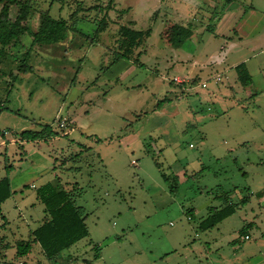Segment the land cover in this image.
I'll use <instances>...</instances> for the list:
<instances>
[{"label":"rangeland","instance_id":"rangeland-1","mask_svg":"<svg viewBox=\"0 0 264 264\" xmlns=\"http://www.w3.org/2000/svg\"><path fill=\"white\" fill-rule=\"evenodd\" d=\"M25 1L36 39L8 47L0 75V177L11 165L14 192L0 207V264H264V8L251 10L264 0H114L96 38L103 13L89 8L109 0ZM45 12L68 29L37 32ZM122 25L151 34L107 67ZM43 125L57 136L16 143ZM162 175L176 177L175 192ZM47 183L71 192L88 236L52 262L38 244L17 257L15 242L44 216L36 189ZM222 191L249 201L199 230Z\"/></svg>","mask_w":264,"mask_h":264},{"label":"trees","instance_id":"trees-1","mask_svg":"<svg viewBox=\"0 0 264 264\" xmlns=\"http://www.w3.org/2000/svg\"><path fill=\"white\" fill-rule=\"evenodd\" d=\"M17 6L18 10L13 19L10 18V7ZM114 0H109L105 6L96 5L89 8V11L98 10L103 13L97 24L95 30V38L104 33L107 29V22L105 20L109 11L114 8ZM75 13V12H74ZM74 13L71 15L73 16ZM31 15V5L25 0H0V75H3L1 70L2 63L8 58L7 48L16 46L20 42V38L24 35H29L36 39L37 33H31L30 28L25 25ZM49 13H43L40 16L41 27L37 32L46 34L45 32H61L65 28L68 29L67 22L64 19L50 20ZM132 26V25H130ZM130 26L122 25L118 29L119 44L118 50L111 54L110 62L107 67H112L122 60L130 61L134 56V52L139 49L142 43L149 38L151 29L145 31H137ZM212 33L211 29H208ZM57 35V34H56ZM41 37V36H40ZM39 38V37H38ZM42 37L43 42L48 41L47 38ZM41 42V41H40ZM138 57L140 53L137 54ZM21 60L22 66L20 69L23 72L28 71V67L24 65L25 59ZM142 67V64L139 65ZM237 76V81L244 87L251 85L252 77L249 74L245 63H240L234 67ZM170 101L164 97L156 104V109H160L164 103ZM2 136L5 133H0ZM57 134L52 130L50 125H43L39 130H24L17 134L16 143H29L37 141H47L55 138ZM6 144L0 143V149ZM20 149L22 146L19 147ZM6 150V149H5ZM4 150V152H6ZM12 166L5 165L4 170L6 175L0 177V207L8 199L12 197L14 192L10 187V179L8 173ZM163 181L173 193L177 187V179L175 176L162 175ZM36 198L43 205L44 216L37 228L30 231L26 240H18L14 244L15 254L17 257L27 256L33 244H38L42 254L49 261H55L59 255L70 249L73 245L88 236V229L85 225V211L83 208L76 205L70 191L63 187L47 183L36 189ZM219 198L224 200V205L220 208H212L209 215L200 222L199 230L207 231L216 227L225 219L231 217L239 209L240 205H245L249 201V197H242L239 203H234L229 198L228 192H221ZM5 221V216L0 210V220ZM3 222L1 226H4ZM253 223H249L241 229L244 238L248 237L246 231L252 227ZM21 263V262H20ZM24 264V263H22Z\"/></svg>","mask_w":264,"mask_h":264},{"label":"crops","instance_id":"crops-1","mask_svg":"<svg viewBox=\"0 0 264 264\" xmlns=\"http://www.w3.org/2000/svg\"><path fill=\"white\" fill-rule=\"evenodd\" d=\"M256 4H258V5H254V7H252L251 8V10H252V12H254V13H256V12H259V10H263V9H261V8H264V6H262V3L261 2H259V3H257L256 2ZM246 14H247V12H244V14L239 18V20L241 19H244L245 18V16H246ZM258 16V15H257ZM258 20H260V24H261V26L263 27V23H264V18L262 17V18H257ZM236 26H238V25H234V28L236 27ZM260 26V27H261ZM256 28V31L258 30V31H261V28ZM235 30H236V35H235V37H237V38H242V34L240 33V30L238 29L237 30V28H235ZM6 134V133H5ZM54 185H56L57 186V184H54ZM229 198H230V196H229ZM231 199V198H230ZM259 200H261V201H264V192H263V195H262V197L259 199ZM253 223V222H252ZM253 225H254V223H253ZM246 240H249V237H248V239H246ZM56 259H58V257L56 258Z\"/></svg>","mask_w":264,"mask_h":264},{"label":"built area","instance_id":"built-area-1","mask_svg":"<svg viewBox=\"0 0 264 264\" xmlns=\"http://www.w3.org/2000/svg\"><path fill=\"white\" fill-rule=\"evenodd\" d=\"M245 239H248V237H245ZM18 264H22V263H18Z\"/></svg>","mask_w":264,"mask_h":264}]
</instances>
